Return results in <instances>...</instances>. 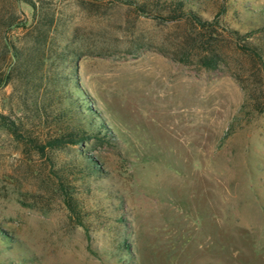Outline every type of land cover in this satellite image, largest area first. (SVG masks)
<instances>
[{"label":"rangeland","instance_id":"1","mask_svg":"<svg viewBox=\"0 0 264 264\" xmlns=\"http://www.w3.org/2000/svg\"><path fill=\"white\" fill-rule=\"evenodd\" d=\"M142 1L0 0V264H264V0Z\"/></svg>","mask_w":264,"mask_h":264},{"label":"trees","instance_id":"2","mask_svg":"<svg viewBox=\"0 0 264 264\" xmlns=\"http://www.w3.org/2000/svg\"><path fill=\"white\" fill-rule=\"evenodd\" d=\"M126 3H131L137 5V7L143 9L146 6V3L142 0H122ZM174 4V8H172L173 13H181V15L187 16L191 18L197 25L201 28H208L211 26V20L203 19L198 12L193 10L186 4L187 0H171ZM175 19V18H174ZM177 19V18H176ZM15 23V20H10L8 22V26H11ZM234 35H238L239 31L232 30ZM253 31L250 32V34ZM243 50L250 52L253 56L258 60V63L264 67V52L262 46L257 45H246L242 47ZM215 59L213 56L205 57L203 59V63L207 66L213 67V63ZM87 112L82 118H72L70 117L68 122L65 120H60L58 117V124L56 125L55 131L52 135H49L46 138L43 144H39L37 149L40 152L45 151L46 148H50L51 150H60L70 145H78L83 142L89 141L91 138H95L99 141L108 139L106 136V129L101 120H97L95 118V113L91 109V107L87 106ZM4 116H1V118ZM5 120V118H4ZM5 125L10 129V131L16 136L18 135V131L16 130L13 124H7L5 121ZM87 161V171L85 172L81 170L78 174L83 173L84 175H95L99 173V168L95 164V161L91 157H86Z\"/></svg>","mask_w":264,"mask_h":264}]
</instances>
